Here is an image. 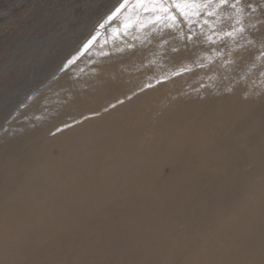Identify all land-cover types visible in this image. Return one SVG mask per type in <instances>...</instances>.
<instances>
[{
    "label": "rangeland",
    "instance_id": "374dc122",
    "mask_svg": "<svg viewBox=\"0 0 264 264\" xmlns=\"http://www.w3.org/2000/svg\"><path fill=\"white\" fill-rule=\"evenodd\" d=\"M123 2L0 0L1 159L8 161L18 152V149L15 150L19 148L18 144L9 148L5 142L9 133L25 120L30 104L37 97L49 91L62 78L76 76L79 71L77 65L88 62V68L93 67V59L88 58L102 40L107 39L106 45L113 46L117 45L114 42L116 39L125 41L128 38L132 32L130 30L127 35L122 34L124 29H120L121 35H116L115 31L111 33L112 28L119 27H114L115 21L127 11L118 14L113 22H107L108 17ZM250 3L253 6L264 5V0H250ZM133 7L134 0H130L129 11ZM141 14L143 17L144 14ZM246 18L243 21L246 28L244 39H238L235 43L225 41L219 46V50L224 53L223 59L216 57L211 46L201 39L203 45L199 51L196 45H191L187 50L191 56L187 66L192 71L139 92L138 89L145 83H154L148 77H160L148 60L155 51L153 48L157 46L160 49L161 38L175 40L174 34L158 31L159 26L153 28L157 35L148 41L146 46L150 55L143 59L144 63L149 64L148 74H145L148 81L141 83L139 88L127 86L115 102L93 105L89 114L71 119L61 127L47 130L37 137L34 147L62 133L63 129L72 130L81 127L87 120L106 117L110 112L118 111L120 104L131 103V106L143 107L146 105L143 93L160 86L172 89L171 95L177 100L165 113H146L145 110L143 114V110L140 122L147 126L143 124L141 129V132L146 130L142 132L141 143L143 141L142 144L148 145H144V153L130 155V147L126 148L124 142V153L129 155H125L122 160L118 157L113 160L103 157L101 165L106 166L101 168L103 172L98 169L90 177L95 178L97 183L99 181V186L93 187L92 192L86 193L85 197L81 192L75 196L69 209L70 215L51 233L39 239L40 250L36 254H24L26 260L21 264H222L221 254H238L240 257L234 258L233 264H264V76L261 75L264 72V60L257 59L264 44V13L257 14L251 22ZM231 23L225 20L219 27L226 28ZM101 24L105 27L101 28ZM93 37L96 40L85 51L84 45ZM174 43L183 47L180 42ZM172 44L168 45L176 46ZM160 52L166 61L159 68L161 72L166 74L181 68L170 63L168 53ZM207 57L212 58L211 62ZM225 59L233 63L225 65ZM73 60L75 62L69 64ZM197 61L205 67H196ZM230 74L232 77L226 86L224 78ZM213 89L218 93L220 91L221 95L216 93L211 104L200 108L199 102L209 96ZM133 91L137 94L133 95ZM232 93H236V96ZM132 95L136 97L135 100ZM232 99L235 100L230 105ZM259 117H262L260 121ZM146 119L147 122L144 121ZM185 126L190 127L187 136L183 137L182 145V129ZM212 131L215 132L212 134ZM165 145L168 147H163ZM20 149L27 151L23 145ZM47 149L50 156L61 153L52 145ZM154 151L158 155L153 156ZM168 155L177 156L186 163L185 166L173 167ZM30 161L25 175L37 172L46 165L43 157ZM223 177L232 182H226ZM57 181L60 183L59 179ZM131 184L133 189L129 190ZM190 185L207 192V195L200 194L197 197L199 200L195 199ZM226 189L228 192L224 194ZM219 190H223L221 195ZM211 191L217 192L216 195ZM210 193L215 196V200L208 209ZM185 204L194 209L190 208L191 212L182 210ZM179 210L187 214L181 216ZM197 211L201 213L197 214ZM5 216L8 218L4 219L0 214V220L4 219L6 225L9 222L11 224L15 217Z\"/></svg>",
    "mask_w": 264,
    "mask_h": 264
},
{
    "label": "bare ground",
    "instance_id": "6f19581e",
    "mask_svg": "<svg viewBox=\"0 0 264 264\" xmlns=\"http://www.w3.org/2000/svg\"><path fill=\"white\" fill-rule=\"evenodd\" d=\"M242 2L247 4L250 3V0H242ZM262 5L263 4L254 5L255 7H257V11L255 13L251 12L250 9H246V20L253 21L257 14H260L262 12L264 13V7H261ZM139 15L142 16L141 13H139ZM136 18L137 12L127 10V12L123 14V16L119 17L115 21L114 27L119 26L123 23L132 24L133 22L135 24ZM116 29L117 28H112L113 32H111L112 30L110 32L114 33ZM129 30L132 32L125 41L120 39H116L114 41L117 45L108 46L106 45L107 39L102 40L99 45H97L92 50L91 56L90 58H88L93 59V67L88 68V62L77 65L79 70L78 74L76 76L73 75L72 77L69 76L70 78H62L49 91L37 97L30 104L29 109L26 112L27 116H25V120H22L20 124L9 133L8 138L5 142V146H10L9 148H11V145L18 144L19 148H15V150L18 149V152L16 153V155H13L9 159H7L8 161H5L4 158H0V214L3 216V218H8V216H5V214L15 217L13 221H11L12 223L10 224L9 222L8 225H6L7 222L4 220L6 218L0 220V260L2 261V263L0 264H21L26 260L24 254H36V252L39 251L41 247L40 244H38L39 239L43 238L44 235L51 233V231H53L57 225H61V223L66 220V216L70 215L71 211L69 209L72 207L71 204L75 201V196H78V194L81 192L85 197L86 193L92 192L91 190H93V187L97 188V186H99L100 182L98 181L97 183L95 181V178L91 179L90 177H92L98 169H103L106 167L104 166L105 164L101 165V159L103 157L105 159L106 157L110 159H116L118 157L119 160H122L125 155L130 154L133 156H139L144 153L145 146L148 147V145L142 144L143 141L141 143V140L143 139L142 132L146 131L142 130L141 132V129L144 127L143 124H145L146 126L147 124L143 122L141 123L140 117L141 115L145 114V110L146 113H154L155 111H163V113H165L171 108V106H174V104L177 103L176 97H172L173 95H171V92H173V90L168 89L167 86H160L159 88L151 90L150 92L143 93V96L148 97L147 99L143 97L146 104L143 107H137V105L136 107H134V105L131 106V103L127 105L120 104L118 106V111H113L114 113L110 112L108 116L99 119H86L87 121L84 120L85 122H83L82 120L83 123L81 127L78 126L73 128L72 130L67 131H64L65 129H63L62 133H59L53 138H48L45 143L41 144V146L34 147L33 143L35 142L37 137H41L45 131L58 126L61 127L62 125H64V123H68L67 121L70 122L71 119H76L78 117L81 118L85 114H89V110L93 105L97 106L98 103L102 102H115V100L122 96L123 90L127 86L139 88L140 86H142L141 83L148 81L145 77V74H148L147 69L149 64L144 63L143 59L147 58L148 55H150L148 51L149 49L147 48L148 46L146 45L147 43H149L148 41L153 38V36L155 37V35H157L156 30H154L153 28H145L142 30L139 27H132ZM174 41L179 43V41L176 39L170 41L168 38H161L159 47L164 52V54L168 53V57L172 65H176L178 67L188 65L187 62H189L191 56L189 55L187 50L191 48V45H189L185 49L183 47H179L180 50L178 52H173L172 48L174 46L170 47L169 45ZM172 45L176 44L174 43ZM201 45H203L201 41L197 42V51L202 48ZM176 47L178 46L176 45ZM153 49L155 51L153 52V54H151L150 57H148V60L150 64L152 63L154 65V70L158 72V75L161 76L165 73L161 72L159 68L163 67L166 61L164 60L163 55L160 52L161 50L157 46H155ZM98 68H102L103 70H98ZM231 77L232 74L225 76L224 84H226V86L227 81H229ZM216 93H220L221 95L220 91L218 93L217 90H214L210 93L209 96L202 98V100L199 99L201 100L199 102V107H207L208 104H211L214 100L212 99L213 96L217 95ZM232 94H235L236 96V93ZM132 98H134L135 100L136 97L133 96ZM226 100L228 101V99ZM234 100L235 99H232L229 104H233ZM225 102L226 101H224V103ZM112 109L114 110V108ZM226 116L227 115L225 114V118ZM217 118L216 121L218 120ZM261 118L259 117L258 120L260 121ZM144 121L147 122V119ZM188 124L190 125L191 123L189 122ZM189 127L190 126H185V129H182L184 130V136L182 135V139L180 142L182 145L183 137L187 136V134L189 133ZM234 130L236 129L234 128ZM213 132L215 131H212L211 133L213 134ZM124 142H126V144ZM165 143L167 144L166 141ZM200 143L201 142H199L198 144ZM124 144L125 147H130L128 148L129 154L124 153ZM168 144L170 143L168 142ZM21 145H23L24 148H27V151H21ZM49 145L57 147L61 153L55 157L50 156L47 149ZM163 147H168V145H165ZM174 150L178 151L176 148ZM152 153L153 156L158 155L155 151ZM174 156L170 155L169 157L168 155V160L173 167L185 166L186 163L179 160L177 156ZM38 157H43L46 165L40 168L37 172L28 173L27 175H25L29 166V162H31L30 160L37 159ZM235 175L236 174L234 173V176ZM97 178L101 179L99 177ZM58 179L60 183H58ZM223 179L228 183L232 182L230 179L227 180L226 177H223ZM134 183L135 185L137 184L135 181ZM131 189H133V186L130 187L129 190ZM191 190H194V198L197 200H199L197 198L198 195H207V192L198 190V187L196 188L195 185H192ZM211 192L214 195H216L217 193L215 191ZM222 192L223 190H221L219 194L221 195ZM227 192L228 189L224 190L223 193L227 194ZM214 195L210 193L209 198H211V201H209L210 206L208 207V209L212 207V204L214 203ZM178 199L180 198L178 197ZM190 208H193V206L189 207V205L185 204V207L182 210L191 212ZM182 210H179V214L181 216H185L187 213H185L186 211L183 212ZM196 213L200 214L201 212L197 211ZM223 228L224 231H226L225 227ZM224 231L222 232L223 234ZM35 241L37 242L35 243ZM160 248L161 247H159L158 249ZM237 257L240 256L238 254H221L220 259L222 260V264H233V259H238Z\"/></svg>",
    "mask_w": 264,
    "mask_h": 264
},
{
    "label": "snow or ice",
    "instance_id": "6c2138e0",
    "mask_svg": "<svg viewBox=\"0 0 264 264\" xmlns=\"http://www.w3.org/2000/svg\"><path fill=\"white\" fill-rule=\"evenodd\" d=\"M129 2L130 0H124L108 17L107 22H113L118 14L129 10ZM246 9H250L253 13L257 11V7L253 6L252 3L245 4L242 0H134V7L131 10L137 12L136 24L123 23L115 30V34L121 35L120 28L124 29L122 34L127 35L128 30L132 27L138 26L143 30L159 26L158 31L163 30L174 34V38L185 48L189 45L195 46L198 41L203 39V42L211 46L216 57L223 59L224 53L219 50L220 45L224 44L225 41L235 43L238 39H244L246 28L243 21ZM141 12L144 14L143 17L139 15ZM226 12L227 15L225 16ZM225 20L232 23L226 28L219 27ZM100 27L104 28L105 25L101 24ZM95 40L96 37H93L84 45L85 51L93 45ZM179 50L180 48L176 46L172 48L173 52ZM207 59L209 62L212 60L211 57H207ZM257 59L264 60V44L261 45L260 55ZM74 62V60L69 61V64ZM223 62L225 65L233 63L230 59H225ZM195 66L205 67L199 61L196 62ZM190 71L192 68L184 65L178 71L163 74L159 78L150 76L148 80H154V83H145L138 91L143 92L147 88H153L174 76ZM261 75L264 76V72ZM136 94L133 92V95ZM128 98L131 99V97ZM119 102L122 103L123 101Z\"/></svg>",
    "mask_w": 264,
    "mask_h": 264
}]
</instances>
